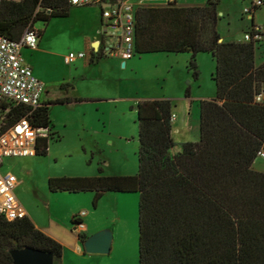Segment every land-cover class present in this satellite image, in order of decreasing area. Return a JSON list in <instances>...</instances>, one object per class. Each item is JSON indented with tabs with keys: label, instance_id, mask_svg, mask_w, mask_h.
<instances>
[{
	"label": "trees",
	"instance_id": "obj_1",
	"mask_svg": "<svg viewBox=\"0 0 264 264\" xmlns=\"http://www.w3.org/2000/svg\"><path fill=\"white\" fill-rule=\"evenodd\" d=\"M220 3L169 2L141 5L136 12L135 54L191 52L189 69L196 78L198 55L216 58L217 96L201 101L200 141L183 142L174 153L172 100H143L137 174L49 179L54 192L95 191V204L108 191L138 192L140 264H264V171L254 168L264 150V103L256 100L264 90V63L257 64L263 39L221 41ZM72 7L69 0H4L0 33L19 39L37 20L69 16ZM102 57L94 52L89 59L94 63ZM25 114V107H13L9 121ZM30 119L52 125L45 104ZM43 145L38 155L48 153L49 142ZM26 247L49 252L54 264H63V244L30 216L11 221L0 215V264H15L12 251Z\"/></svg>",
	"mask_w": 264,
	"mask_h": 264
},
{
	"label": "rangeland",
	"instance_id": "obj_2",
	"mask_svg": "<svg viewBox=\"0 0 264 264\" xmlns=\"http://www.w3.org/2000/svg\"><path fill=\"white\" fill-rule=\"evenodd\" d=\"M132 1L136 6L168 2ZM206 1L178 0V3L201 5ZM249 6L251 0H221L218 28L222 37L239 40L245 31L251 29V15L245 13ZM260 9L255 24L264 26V5ZM100 12L99 6H73L69 16L56 17L50 22H35L37 29L45 31L43 39L37 49L24 50V55L33 66L38 65L54 95H61V81L71 77L82 79L79 62L66 64L65 55L69 51H78L81 38L98 36ZM201 57L207 58L206 61ZM190 58L189 52L135 54L127 60L128 66L123 67L117 59L114 67L105 63L101 69H96L100 75L91 69L88 79L80 82L74 95L96 98L51 108L56 130L54 139L49 141L48 153L5 159L2 171H11L22 181L17 196L38 225L48 224L51 214L61 224L72 225L71 213L83 209L92 211L94 221L99 222L102 229L118 228L110 253L78 255L69 250L67 264H138V193H108L94 209L93 193L54 192L50 190L49 179L65 175L136 174L139 169V102L170 99L183 113L191 111L193 102L195 117H199L201 101L213 99L216 95L212 79L216 61L208 53L200 54L197 59L199 77L196 78L189 69ZM257 58L264 61V46ZM255 167L264 171V158L258 157Z\"/></svg>",
	"mask_w": 264,
	"mask_h": 264
},
{
	"label": "built area",
	"instance_id": "obj_3",
	"mask_svg": "<svg viewBox=\"0 0 264 264\" xmlns=\"http://www.w3.org/2000/svg\"><path fill=\"white\" fill-rule=\"evenodd\" d=\"M4 0H0V6ZM174 2L175 0H167ZM72 6H100L103 17L104 41L101 52L105 56L119 57L124 60L135 56L136 51V12L138 6L132 0H69ZM264 5V0H251L245 13L253 16L256 8ZM42 32L35 25L28 26L19 39H11L0 33V215L8 220L28 216L27 211L16 194L17 176L3 172L6 158H20L38 155L44 141L53 137L51 126L36 125L30 115L43 106L45 83L38 78L33 68L23 56L24 48H37ZM245 41L264 39L263 29L256 25L244 36ZM87 57L86 51L70 52L66 63ZM256 100L264 103V90L257 94ZM16 106H23L26 114L18 120H11L9 112ZM176 115L171 120L174 122ZM9 121V123H8ZM258 156L264 158V150ZM86 212L75 215L76 228L86 229Z\"/></svg>",
	"mask_w": 264,
	"mask_h": 264
},
{
	"label": "crops",
	"instance_id": "obj_4",
	"mask_svg": "<svg viewBox=\"0 0 264 264\" xmlns=\"http://www.w3.org/2000/svg\"><path fill=\"white\" fill-rule=\"evenodd\" d=\"M174 2H177L178 5H182V4L178 3V0H175ZM93 6H96V5H93ZM100 9H101V7H100ZM259 11H261L260 8L255 12L254 17L251 16V22L252 23H253V19H254V22L256 23V18H257V15H258ZM97 25H98V29H99V34H98L99 37L98 36H95V37L89 36V37L81 38L80 39L81 43H80L78 51H69L65 55V57H66L70 52H76V53H78L80 51H86L87 52V57L85 59L78 58V59L74 60L71 63H66V61H65L66 64H74L77 61L79 62L78 65H79V67L82 68V70L79 71V74H81L80 76H82V79H76V78L74 79V77H71L68 80L65 79V80L61 81L60 82L61 95H54L51 92L50 86L46 85V84H48L49 81L45 82V77L43 78L44 74H43V72L38 70V65L36 64V66L35 65L33 66L31 61L24 55V50H26V49H37L39 47L40 43L42 42L43 35H44L45 31L41 30L42 35L40 37L39 44H38L37 48H24L23 49V56L25 58L26 63L33 68V71H34L35 75L38 78H40L46 85V92L43 95L42 101H43V104H45V105H47L49 107L50 112H51V108L54 107V106L72 105V104H75L77 102L92 101V99L96 98V97H93V96H79L77 94L74 95V90H76V91L78 90V85L80 84V82L81 81H85V80L88 79V76L90 74L91 69H93V70L94 69L95 70L96 69H101V67L103 65H105V63H107L108 65L110 64L111 66L114 67L115 66L114 64L116 63L117 59L119 60V63H122L123 67L128 66V61L127 60H124V59L119 58V57L105 56V55H103V57L99 61H96L94 63L90 62L89 57H92L94 52H97L99 49H101L102 46H101L100 42L104 41V34L100 33V31L104 30L102 9H101V12H100V16H99V20L97 22ZM257 25L260 26L263 29V31H264V26L263 25H259V24H257ZM249 31H250V29L245 31L242 39L235 40V41H245L244 36ZM233 40L234 39H225L224 37H222V39H221V41H233ZM262 45L264 46L263 43H262ZM262 48H260V49H262ZM258 52H259V50H258ZM155 53H175V52H155ZM180 53H183V52H180ZM189 53H191V52H189ZM200 54H203V53H200ZM208 54L211 55L213 60L216 61V58L212 54H210V53H208ZM191 56H192V53H191ZM110 57H112L114 59L108 60V62L107 61L104 62L106 59H109ZM206 59L207 58H202L201 57V60H203L204 62L206 61ZM262 63H264V61H258V58H257V64L260 65ZM216 68H217V61H216ZM96 73L100 75L99 70H96ZM212 79H213V75H212ZM215 87H216V83H215ZM216 96H217V88H216L215 97ZM67 97L71 98L70 102H60V100H62L64 98H67ZM192 103L193 102H191V111H189L188 113H186L185 111L183 113V110L178 109V107L176 105H174L173 114L176 115V119L173 122L172 135H173L175 141L178 143V145L175 146L174 149H173L174 153H178V152L181 151V146H180L181 143L187 142V141L198 142L201 139V133H200L201 113L199 111V117H198V115L195 117V105L194 104L192 105ZM177 112H179V114ZM51 119H52V113H51ZM51 127H52V130L54 132V130H56V128H55V125L53 123V120H52ZM254 168L256 170L261 171L260 169H257L255 167V163H254ZM21 182H22L21 180L18 181L17 187L15 189L16 192H17L18 187L21 185ZM67 192H69V191H67ZM70 193H72V192H70ZM80 193H93V195H94L93 205H94V209H95L98 206L97 205L98 202L105 195H107L108 193H117L119 195H128V194H132V193L135 194V193H138V192L108 191V192L104 193V195L99 199L97 204L94 203L95 195H96L95 191H83V192H78V193H75V194H80ZM82 211L86 212V217L84 218V222L86 224V229L80 231L79 229L76 228V225L73 224V219H74L75 215L79 214ZM27 214L29 216L28 211H27ZM71 219H72L71 222H72L73 227H72L71 224H69V225H67L65 223L61 224V221H59L58 219L54 220V217H53L52 214L50 215L49 222L46 225H38L32 219L34 221L35 225L39 229H41L46 234L52 236L53 238L57 239L58 241H60L63 244V246H64L63 264H67L66 258H67V255L69 253L68 252L69 250H71V251L73 250L78 255L95 254V253H88L86 251V249L84 247V240H82L81 235H87V237H89L92 234H95V233H97V232H99L101 230H105V229H102L103 227H102V225L99 222H95L94 221L95 215H93L92 211H88V210L86 211V210H83V209L81 211H74V212L71 213ZM90 220H91V222H89ZM115 226H117V224ZM110 230H112V232H113L112 247H114V243L116 241V236L118 234V228L117 227H113V229H110ZM139 238H140V228H139ZM70 248H72V249H70ZM112 249L113 248H111V250ZM139 257H140V251H139V256H138V264H140L139 263Z\"/></svg>",
	"mask_w": 264,
	"mask_h": 264
},
{
	"label": "water",
	"instance_id": "obj_5",
	"mask_svg": "<svg viewBox=\"0 0 264 264\" xmlns=\"http://www.w3.org/2000/svg\"><path fill=\"white\" fill-rule=\"evenodd\" d=\"M112 242V230L105 229L87 237L84 247L88 253H110ZM12 256L15 264H54L53 254L34 247L14 250Z\"/></svg>",
	"mask_w": 264,
	"mask_h": 264
}]
</instances>
